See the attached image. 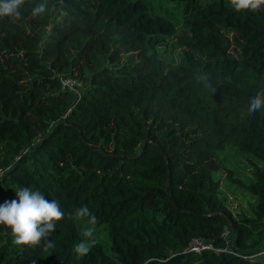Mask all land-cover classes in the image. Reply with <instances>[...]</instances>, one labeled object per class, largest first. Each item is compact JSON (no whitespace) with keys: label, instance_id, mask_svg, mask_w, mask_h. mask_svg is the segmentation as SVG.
<instances>
[{"label":"trees","instance_id":"obj_1","mask_svg":"<svg viewBox=\"0 0 264 264\" xmlns=\"http://www.w3.org/2000/svg\"><path fill=\"white\" fill-rule=\"evenodd\" d=\"M168 1L192 37L147 0H48L37 17L40 0H25L0 18V204L38 188L98 221L82 259L81 221L57 222L48 251L0 226V264H264V109L249 111L264 91V10ZM224 173L254 199L247 213L228 209ZM193 238L211 247L185 251Z\"/></svg>","mask_w":264,"mask_h":264},{"label":"clouds","instance_id":"obj_2","mask_svg":"<svg viewBox=\"0 0 264 264\" xmlns=\"http://www.w3.org/2000/svg\"><path fill=\"white\" fill-rule=\"evenodd\" d=\"M25 0H0V18L21 16ZM228 6L235 12L264 10V0H228ZM49 10L48 0H40L32 9L33 17L42 16ZM264 109V91H257L249 97V111ZM65 217L84 224L83 239L74 245L77 259L86 257L98 243L95 232L97 217L87 205L76 207L66 213L56 200H47L38 188L19 187L16 199L0 204V226L9 230L8 235L14 246L37 247L43 241V250L54 248L48 237L56 230V223Z\"/></svg>","mask_w":264,"mask_h":264},{"label":"rangeland","instance_id":"obj_3","mask_svg":"<svg viewBox=\"0 0 264 264\" xmlns=\"http://www.w3.org/2000/svg\"><path fill=\"white\" fill-rule=\"evenodd\" d=\"M150 4L152 12L158 15H165L172 19L177 27L181 29V32L184 30L182 29L181 25V11L182 5L178 3H174L168 0H147ZM180 49L171 50L168 47H160L158 49V54L161 56L163 61L169 62L171 58L177 59L180 54ZM178 60V59H177ZM83 88H79L75 90V96H79ZM250 170L245 169L241 175L236 176V178L240 179L243 183L246 184V178L250 177ZM221 182V191L222 195L226 199V203L228 205V209L231 211L232 215L236 216L241 211L247 213L249 204L253 202V198L246 192V190L237 185L235 182H229L226 178V173L220 179ZM8 233L9 230L6 229ZM228 236V235H227ZM229 238V237H228ZM228 244H230V239L226 240ZM264 244V231H262V240L261 246Z\"/></svg>","mask_w":264,"mask_h":264},{"label":"built area","instance_id":"obj_4","mask_svg":"<svg viewBox=\"0 0 264 264\" xmlns=\"http://www.w3.org/2000/svg\"><path fill=\"white\" fill-rule=\"evenodd\" d=\"M63 86L68 90H76L81 86V83L77 81L76 79H70V78H63L62 79ZM229 233L228 229H225L224 234L226 235ZM211 247V244L206 245L204 241L198 238H193L185 248V251H199L204 248Z\"/></svg>","mask_w":264,"mask_h":264},{"label":"water","instance_id":"obj_5","mask_svg":"<svg viewBox=\"0 0 264 264\" xmlns=\"http://www.w3.org/2000/svg\"><path fill=\"white\" fill-rule=\"evenodd\" d=\"M182 34L189 35L190 37H192V36L189 34V32L186 31V30H183V31H182Z\"/></svg>","mask_w":264,"mask_h":264}]
</instances>
